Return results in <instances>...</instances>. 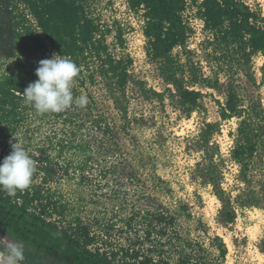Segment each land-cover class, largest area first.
I'll return each mask as SVG.
<instances>
[{
    "label": "trees",
    "instance_id": "1",
    "mask_svg": "<svg viewBox=\"0 0 264 264\" xmlns=\"http://www.w3.org/2000/svg\"><path fill=\"white\" fill-rule=\"evenodd\" d=\"M126 5L134 14L142 12L144 51L157 79L164 85L161 92L133 78L129 72L132 59L128 55L118 57L109 51L106 38L110 30L102 29L88 16L82 0H0V61L36 60L32 63L36 71L38 62L52 58L53 54L70 58L80 69L74 81L84 87L87 81L95 83L98 79L125 127H130L126 102L127 88L131 85L145 101L157 98L163 103L167 96L184 117L201 113L203 98L211 95L204 94L203 90L214 91L223 97L222 103L215 100L220 121L236 119V128L230 134L232 146L228 157H223L213 140L220 133V123L204 122L191 141V149L201 153L194 176L212 188L213 196L220 203L216 216L220 226L233 224L237 213L243 210L264 211V107L254 92L257 81L253 71L257 56L262 58L261 70H264V18L260 12L241 0H126ZM186 8L195 10V17L202 19L204 32L208 34L204 41L209 50L205 61L211 67L212 76H205L201 64L191 57L193 52L187 49L192 29L183 20ZM114 30L116 41L122 45V29L116 26ZM176 49L180 55L174 54ZM220 73L225 76L224 82L217 77ZM35 78L28 81L19 75L0 78L1 117L13 112L24 89ZM6 106L12 107L8 114ZM81 112L78 106L72 105L62 112L46 114L73 128L72 135L66 134L58 141L56 153L60 156L73 151L83 174L93 159V152L89 141L76 138V133L84 123L103 135L111 133L114 127L103 115H82ZM112 148V154L116 155L118 143ZM51 149L40 147L36 156L30 154L36 162V171L28 189L18 190L14 197L0 191V231L23 243L28 257L33 259L32 255L39 254L50 258V264H212L207 250L176 230V219L184 214L187 205L170 211L149 203L131 210L120 220L124 224H141L143 230L132 248L103 250L89 226L82 224L78 217L72 220L74 226L69 221L64 228L58 226L51 218L57 215L64 221L65 207L61 204L58 207V201L46 187L57 179L61 169L59 162L48 153ZM3 159L0 156V162ZM225 161L237 167L236 184L230 191L223 188ZM260 242L264 254V232ZM211 243L222 262L227 254L224 242L214 236ZM166 245H170L172 253L164 250Z\"/></svg>",
    "mask_w": 264,
    "mask_h": 264
},
{
    "label": "rangeland",
    "instance_id": "2",
    "mask_svg": "<svg viewBox=\"0 0 264 264\" xmlns=\"http://www.w3.org/2000/svg\"><path fill=\"white\" fill-rule=\"evenodd\" d=\"M241 1L252 10L259 11L264 18V0ZM82 3L88 16L102 29L110 30L106 38L109 51L118 57L122 54L131 56L130 73L133 78L145 82L147 88L161 92L164 85L157 79L155 69L149 63L141 39L142 12H128L125 0H82ZM194 15L193 9L188 8L183 15L184 22L189 23L195 18ZM31 23L34 28L35 25ZM116 26L122 29V45L115 38ZM195 34L193 30L191 40L187 41L188 50L193 52V60L201 63L205 76H212L211 67L205 61L209 50H206L204 41L208 35ZM174 54L180 55V51L176 49ZM34 62L36 60L27 61L24 58L0 61V78L3 75H19L28 81L35 76L36 81L38 77L32 64ZM262 66V58L255 57L253 71L257 87L254 92L264 107ZM217 77L225 81L222 73ZM72 92L74 97L83 94L88 98L86 106L78 107L82 115H103L114 127L111 133L103 135L92 125L84 123L76 133V138L89 141L93 152V159L83 174L77 167L79 158L73 151L63 152L60 156L56 153L58 141L66 134L72 135V127L63 125L62 120L46 113L37 114L30 105L24 103L23 97L17 101L15 108L8 105L4 108L7 114L12 108L13 112L9 111L11 114L1 117L3 112L0 111L1 157L11 153L9 141L16 143L18 139L34 156L37 148L45 150L50 146L52 149L48 153L59 162L61 169L57 179L46 187L58 201V207L60 204L65 207L64 221L54 215L51 218L53 222L64 228L68 221L74 226L72 220L78 217L82 224L89 226L91 234H95L98 239L97 245L102 246L103 250L118 249L120 246L132 248L136 237L141 236L143 230L141 224H124L120 220L131 210L149 203L161 205L170 211L187 205L184 214H179L176 219V230L207 250L212 264H264L260 244L264 232V211L254 208L238 212L234 223L224 228L216 222L220 203L213 196L212 188L201 184L194 176V167L201 161V153L191 149V141L204 122L220 123V133L213 140L219 145L223 157H228L232 146L230 134L236 128V119L220 121L215 100L222 103V96L212 90H203L204 94L211 95L203 98L201 113L184 117L167 96L163 103L157 98L145 101L131 85L127 88L126 102L130 127H125V122L120 119L98 79L95 83L87 81L84 87L74 81ZM115 143H118V149L117 154L113 155ZM66 169L67 172L64 171ZM236 174L237 167L225 161L223 188L227 191L234 190ZM37 182H40L39 178ZM232 194L235 195V191ZM5 236L8 235L1 232L0 238ZM214 236L221 238L227 248L222 262L217 257L216 247L211 243ZM165 241L166 238L161 242ZM163 248L168 253L173 252L170 245ZM27 254L24 247V260L32 264L51 263L50 258L37 254L32 255L33 260Z\"/></svg>",
    "mask_w": 264,
    "mask_h": 264
},
{
    "label": "clouds",
    "instance_id": "3",
    "mask_svg": "<svg viewBox=\"0 0 264 264\" xmlns=\"http://www.w3.org/2000/svg\"><path fill=\"white\" fill-rule=\"evenodd\" d=\"M79 67L66 56L53 54L50 59L38 62L35 75L38 79L28 84L22 96L37 114L59 113L72 105L84 107L88 103L86 95L74 97L72 86L79 74ZM11 140L12 151L0 162V191L14 197L17 191L30 187L36 171V162L23 144ZM24 245L8 236L0 238V264H22Z\"/></svg>",
    "mask_w": 264,
    "mask_h": 264
},
{
    "label": "built area",
    "instance_id": "4",
    "mask_svg": "<svg viewBox=\"0 0 264 264\" xmlns=\"http://www.w3.org/2000/svg\"><path fill=\"white\" fill-rule=\"evenodd\" d=\"M126 1V0H125ZM126 7H127V5H126ZM188 10V8H186V10L183 12V15L185 14V12ZM127 11L128 12H131L129 9H128V7H127ZM193 11H194V13H195V10L193 9ZM133 13V12H132ZM195 16V15H194ZM143 22L142 23H144V19L142 20ZM186 23V22H185ZM191 29H192V31L194 30L195 32H196V34L195 35H201V34H206L205 32H204V24H203V21H202V19H199V18H194V19H192V20H189V23H186ZM206 35H208V34H206ZM192 36H190L189 38H188V40H191L190 38H191ZM207 38H208V36H207ZM141 39H142V41H143V43L145 44V38H144V36H143V34H142V31H141ZM196 40H197V38H196ZM188 43V42H187ZM187 49H188V47H187ZM131 59H132V57L131 56H129ZM201 64V63H200ZM130 72V71H129Z\"/></svg>",
    "mask_w": 264,
    "mask_h": 264
},
{
    "label": "water",
    "instance_id": "5",
    "mask_svg": "<svg viewBox=\"0 0 264 264\" xmlns=\"http://www.w3.org/2000/svg\"><path fill=\"white\" fill-rule=\"evenodd\" d=\"M0 236H1V232H0ZM22 264H32V263H30V262L24 260V262H22Z\"/></svg>",
    "mask_w": 264,
    "mask_h": 264
}]
</instances>
